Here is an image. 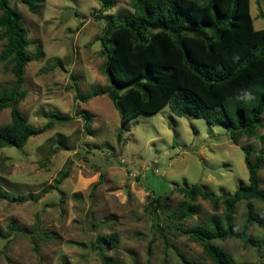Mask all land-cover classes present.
I'll use <instances>...</instances> for the list:
<instances>
[{
    "label": "rangeland",
    "instance_id": "rangeland-1",
    "mask_svg": "<svg viewBox=\"0 0 264 264\" xmlns=\"http://www.w3.org/2000/svg\"><path fill=\"white\" fill-rule=\"evenodd\" d=\"M103 1L40 0L33 13L11 0L34 57L26 67L27 95L19 109L37 128L53 114L71 119L31 138L23 150H0V187L24 199L0 201V229L7 237L0 238V264H106L96 245L112 236L118 243L104 249L112 264H185L184 258L213 264L186 231L223 209L216 212L199 198V214L180 221L185 197L177 187L199 184L215 195L233 194L249 182L243 147L254 157L264 149V127L258 137L234 144L224 125L179 117L168 106L123 120L102 92L110 83L103 72L106 23L99 17L133 9L130 0H108L109 8ZM250 14L254 28L264 29V0H250ZM14 84L8 63L0 60V91ZM10 122L11 109L0 110V128ZM65 169L70 175L58 184ZM260 180L264 189V168ZM252 203L264 219V204ZM246 207L238 206L237 225L244 223ZM248 233L261 246L240 239L214 243L234 264H264V226L252 225Z\"/></svg>",
    "mask_w": 264,
    "mask_h": 264
},
{
    "label": "trees",
    "instance_id": "trees-1",
    "mask_svg": "<svg viewBox=\"0 0 264 264\" xmlns=\"http://www.w3.org/2000/svg\"><path fill=\"white\" fill-rule=\"evenodd\" d=\"M20 1L38 13L40 0ZM130 2L133 13L99 17L106 23L101 37L106 51L103 72L110 83L102 92L108 94L123 120L142 113L156 114L168 106L179 117L193 116L211 125H224L234 144L244 137H258V130L264 127V29L254 28L250 0ZM103 3L109 8L108 0ZM0 11V42L5 41L0 60L8 63L15 77L10 90L0 91V110L11 109V122L0 128V150H23L31 138L71 118L53 114L49 123L37 128L19 109L27 95L22 90L26 67L34 57L28 51L30 42L22 16L11 0H0ZM243 150L249 182L233 194L215 195L199 184L177 187L185 197L179 207L180 221L199 214V198L210 202L216 212L223 209L222 215H214L186 231L192 240L202 244L213 264H234L233 258L214 243L216 240L262 244L254 241L248 231L255 224L264 226V219L252 203L264 204L260 180L264 149L255 157L250 147L244 146ZM69 175V169L62 171L58 184ZM1 200L24 199L0 187ZM242 203H247L246 217L242 225H237V209ZM9 227L11 231L17 229L16 223ZM19 230L27 232L23 227ZM0 238H7L1 229ZM117 243L116 236L98 241L96 248L106 264L112 263L105 254V244ZM184 263L196 264L185 258Z\"/></svg>",
    "mask_w": 264,
    "mask_h": 264
},
{
    "label": "water",
    "instance_id": "water-1",
    "mask_svg": "<svg viewBox=\"0 0 264 264\" xmlns=\"http://www.w3.org/2000/svg\"><path fill=\"white\" fill-rule=\"evenodd\" d=\"M261 52H262V51H261V50H259V51H258V55H260V54H261Z\"/></svg>",
    "mask_w": 264,
    "mask_h": 264
}]
</instances>
